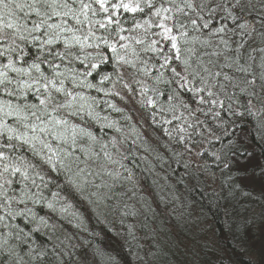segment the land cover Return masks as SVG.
I'll return each mask as SVG.
<instances>
[{"label": "snow or ice", "instance_id": "obj_1", "mask_svg": "<svg viewBox=\"0 0 264 264\" xmlns=\"http://www.w3.org/2000/svg\"><path fill=\"white\" fill-rule=\"evenodd\" d=\"M256 105L264 115V0H0V264H85L38 209L67 215L77 199L127 208L141 163L153 175L171 167L194 136L222 141L225 120ZM141 121L170 155L137 145ZM198 170L215 182L209 165ZM135 215L122 213L132 239L123 219Z\"/></svg>", "mask_w": 264, "mask_h": 264}, {"label": "trees", "instance_id": "obj_2", "mask_svg": "<svg viewBox=\"0 0 264 264\" xmlns=\"http://www.w3.org/2000/svg\"><path fill=\"white\" fill-rule=\"evenodd\" d=\"M160 87L166 90L164 85ZM137 107L132 102L127 104L135 119H139ZM259 107L256 105L252 117L227 118L228 131L222 141H215L207 133L194 136L192 154L184 153L182 160L173 161L171 167L165 165L155 175L145 172L141 163L136 195L130 198L129 192L125 198L127 208L121 206L116 211L117 202L113 200L110 211L106 204L89 205L77 199L70 201L67 215L50 213L47 208L38 209L39 215L49 217L60 240L69 237L70 243L78 246L85 264H107L108 256L116 257L120 264H143L138 255L143 258L145 253L149 254L148 264H264V187L246 184L256 181L259 186L264 185V115ZM128 114L124 112L125 116ZM112 118L121 119L115 113ZM200 119L203 121L204 117ZM128 123L134 126L131 121ZM209 123L215 129L220 121L210 119ZM135 131L139 137L137 145L142 149L150 145L161 156L171 154L167 137L159 144L154 142L162 135L158 128L141 121ZM128 132L126 127L125 133ZM176 151L183 153V148ZM201 151L223 159L219 164L211 156L202 159ZM202 165L215 171V182L212 171L198 170ZM252 173L254 179L250 180ZM131 211L136 215L124 218L123 223L135 226V239L121 226L122 213ZM47 232L42 231L38 239H48Z\"/></svg>", "mask_w": 264, "mask_h": 264}, {"label": "rangeland", "instance_id": "obj_3", "mask_svg": "<svg viewBox=\"0 0 264 264\" xmlns=\"http://www.w3.org/2000/svg\"><path fill=\"white\" fill-rule=\"evenodd\" d=\"M253 174L254 173H252L251 174V176H250V180H253L254 179V177H253ZM248 180V179H247ZM263 183V182H262ZM246 184H248V185H250V186H258L259 188H261V187H264V185H261V186H259V184L255 181V182H250V181H246ZM262 189V188H261ZM258 211V210H257ZM195 231H197V230H195ZM260 234V232L258 233V235ZM208 237H209V235H208ZM261 238H264V233H261ZM154 258V257H153ZM155 259V258H154Z\"/></svg>", "mask_w": 264, "mask_h": 264}]
</instances>
